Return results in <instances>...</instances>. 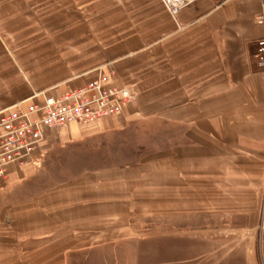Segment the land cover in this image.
I'll return each instance as SVG.
<instances>
[{"label": "crops", "instance_id": "1", "mask_svg": "<svg viewBox=\"0 0 264 264\" xmlns=\"http://www.w3.org/2000/svg\"><path fill=\"white\" fill-rule=\"evenodd\" d=\"M94 1L0 0V113L112 71L114 84L134 92L117 115L43 128L38 162L8 167L0 178V263L3 256L35 262L36 248L43 263L52 256L61 263L68 248L83 247V232L98 231L97 204L71 201L77 193L67 185L46 190V157L55 149L129 134L153 119L170 130L172 167L251 159L263 168L264 69L256 58L262 0H196L176 15L162 0H123L117 35L108 11L87 12ZM34 24L43 30H26ZM40 175L45 188L31 194ZM9 197L17 202L3 205Z\"/></svg>", "mask_w": 264, "mask_h": 264}, {"label": "rangeland", "instance_id": "2", "mask_svg": "<svg viewBox=\"0 0 264 264\" xmlns=\"http://www.w3.org/2000/svg\"><path fill=\"white\" fill-rule=\"evenodd\" d=\"M122 1H94L87 12L101 17L108 11L117 35L124 25ZM28 27L43 30L40 24ZM134 131L58 148L46 157V190L74 187L71 201L93 202L99 213L98 231L82 233L83 247L68 248L61 263L52 256L51 264H264L258 232L264 163L260 169L251 159L172 167L177 153L169 129L151 119ZM43 183L40 175L31 194L42 192ZM35 250V262L20 256L18 264H46ZM10 259L3 256L0 264H15Z\"/></svg>", "mask_w": 264, "mask_h": 264}, {"label": "built area", "instance_id": "3", "mask_svg": "<svg viewBox=\"0 0 264 264\" xmlns=\"http://www.w3.org/2000/svg\"><path fill=\"white\" fill-rule=\"evenodd\" d=\"M166 9L176 15L196 0H162ZM264 7V0H262ZM264 19V15L260 16ZM258 66L264 69V38L257 42ZM116 73L99 75L82 88L60 97L45 96L24 109L0 113V178L6 179L10 165L37 163L42 153L39 145L42 129H56L70 123L86 124L117 115L132 103L134 94L127 87L114 84ZM259 242L264 247V209L258 225Z\"/></svg>", "mask_w": 264, "mask_h": 264}]
</instances>
